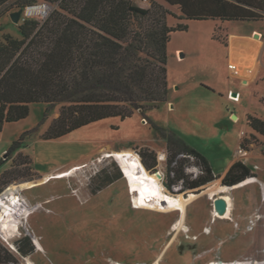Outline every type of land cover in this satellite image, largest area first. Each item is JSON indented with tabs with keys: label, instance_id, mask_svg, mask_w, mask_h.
<instances>
[{
	"label": "rangeland",
	"instance_id": "1",
	"mask_svg": "<svg viewBox=\"0 0 264 264\" xmlns=\"http://www.w3.org/2000/svg\"><path fill=\"white\" fill-rule=\"evenodd\" d=\"M133 1L142 7H149L151 4V0ZM46 3L49 13L53 5ZM17 9L19 8H13L0 17V40H3V36L6 34L21 38L18 25L24 19L35 16V14L26 17L22 15L18 23L13 22L9 17V12ZM170 10L176 15H180L174 9ZM255 11L257 18L246 20L178 19L171 14L166 16L168 25L188 24L187 30L172 32L167 44V76L170 84L168 86L169 91L171 90L170 97L177 104V111H169L173 110V104L167 103V109L163 102L158 108H137L130 117L123 120L117 117L104 118L75 129L63 137L44 139L42 134L48 127L50 120L58 115L60 104L49 107L47 103H32L26 118L3 125L0 130V174L13 166V159L17 152L30 157L31 162H24L15 168L14 176L16 179L2 185L0 192L13 182L40 179L54 169L67 168L72 164L85 165L76 169L68 177L51 179L45 183L25 188L21 192L22 202L28 207V211L20 215L18 223L10 228V234L7 238H3L0 232V239L10 249H12L11 246L14 245L16 239L25 235L30 238L34 245L32 253L21 255L17 250L12 249L17 252L21 263L85 264L87 255L80 250L82 240L78 238L75 230L86 221L106 220L111 223V226L107 225L103 230L108 233L107 235L110 234L115 237L114 240L128 242L133 250L148 246L159 255L163 253L164 260H169L172 264H179V260L182 258L181 249L187 243L186 227L181 224L182 211H170L163 201L162 205H157L158 208L154 206V208L134 210L132 208L134 195L129 191L128 184L123 178L124 173L119 161L113 157H105L95 161L93 155L98 154L101 150L121 148H131L139 154L141 147H148L156 153L157 164L154 168L146 167V169L149 172L160 171L162 176L159 181L163 186L162 189L167 193L179 194L183 198H188L190 194L200 195L203 191L217 185L218 182L223 187L232 186L222 182L227 170L215 169L213 172L216 178L202 186L188 188L178 182L169 189L166 185L167 151L162 150L165 148V140L156 137L148 122L151 119L158 125L183 134L189 144L201 152L203 151L212 160L214 159L215 167L222 168V155L227 149L229 141L211 136V134L208 136L200 135L193 131V127L195 129L202 127L208 132L210 125L198 121L197 118L194 119L191 115L194 107L197 106L195 103L199 102L195 94L190 92L193 86L192 75L199 74L206 78L205 75H202L204 72L203 67H201L205 61H209L215 67H225L231 47L234 46L233 39L236 37L250 35L252 40H258L253 38V30H256L253 21L264 23V12ZM261 33V39H263L264 32L261 31ZM227 41L228 44L225 46ZM177 47H184L182 52H187V58L183 63L176 61L179 57V52H175ZM218 75L219 73L216 72L214 76L209 77L216 80ZM173 82L181 85L177 91L173 90ZM186 90H189L190 93H186ZM206 100V104L211 105L213 114H217L220 110L217 104L219 99L215 97ZM249 115L264 121V98H260L246 115L243 120L245 123L242 122L243 125L239 131L243 150H246L249 155L244 163L252 171V176L243 181L248 179L264 181V164L260 156L261 153L264 154V135L249 126ZM230 117L237 121L232 115ZM242 129L245 131L244 135L240 133ZM227 131L233 133L232 128ZM13 140H20V145L9 150V145ZM159 152L165 154L163 161L159 160ZM181 166L187 181L193 180L199 173L193 158H186ZM108 177H113V180L108 182ZM255 194V217H253L255 224L251 227L250 236L253 234L252 237L257 238L259 236L261 238L262 233H264V185H257ZM201 196H203L201 211L204 216L200 226L206 227L205 230L208 229V234L199 233L197 235L193 257L198 254L202 255L204 264H232L239 258L234 264H242L244 261L241 262L240 256L245 255V253L249 254V252L251 255H255L256 248L254 246L249 248L246 246L248 250L242 247L244 250L241 248L240 251H232L233 248L236 249L243 245L239 235L236 237L235 245L230 246V238L237 232L233 226L234 219L231 217H236L238 222H243L241 213L238 211L236 215L233 207L227 211L224 209L223 213L219 210L215 211L217 206L215 199L212 201L215 208L212 212L210 197L206 194ZM197 217L199 220V215ZM176 225L179 227L178 232H176L178 228ZM169 228H171L170 235H173L171 240L168 239L169 237H165ZM122 230H125L129 236L123 234ZM180 234L183 236L181 240H179ZM177 244L181 246L179 250H176ZM214 244L216 246H213Z\"/></svg>",
	"mask_w": 264,
	"mask_h": 264
},
{
	"label": "trees",
	"instance_id": "2",
	"mask_svg": "<svg viewBox=\"0 0 264 264\" xmlns=\"http://www.w3.org/2000/svg\"><path fill=\"white\" fill-rule=\"evenodd\" d=\"M38 1L53 5L49 13L24 19L18 25L21 38L6 34L0 40V130L5 123L26 118L32 103L60 104L44 139L63 137L104 118L123 120L137 108H158L167 100V44L172 32L188 28L187 23L168 25V14L178 19L246 20L257 18L255 10L264 12V0H169L182 3L184 15L156 1L142 7L133 0H0V17ZM148 123L156 137L165 140L169 189L178 182L195 188L216 178L199 150L174 130L151 119ZM248 124L264 135L263 120L249 115ZM19 145L20 140H13L9 150ZM139 154L145 167L156 166L154 150L141 147ZM186 158H193L199 170L191 181L181 168ZM24 162L30 163V157L17 152L13 166L0 174V190L16 179L15 168ZM250 176V167L238 160L222 182L233 185ZM14 246L21 255L34 251L26 235ZM17 252L0 239V264H23Z\"/></svg>",
	"mask_w": 264,
	"mask_h": 264
},
{
	"label": "bare ground",
	"instance_id": "3",
	"mask_svg": "<svg viewBox=\"0 0 264 264\" xmlns=\"http://www.w3.org/2000/svg\"><path fill=\"white\" fill-rule=\"evenodd\" d=\"M93 157H95V161L105 157H113L119 161L124 173L123 178L128 184L129 191L134 195V199L132 198V208L134 210L149 209L154 208V206L158 208L157 205H162V201L165 200L167 204L165 206L170 211H182L183 216L181 218V224L186 227L187 243L181 249L182 258L179 260V264H204V257L202 255L198 254L193 257V248L196 243L197 235H199V233L208 234V229L205 230L206 227L202 228V226H200L202 225V217L204 216L201 211L203 208V201L201 200L203 197L201 196L202 194H206L210 197L212 212L215 209L212 201L215 199L217 202L215 211L219 210L223 213L224 209L227 211L230 207H233L235 214L238 211L241 213L243 222H238L236 217H231V219H234L233 226L236 228L235 232H237H234L235 235L229 238L231 239L230 246H233V244L235 245L236 237L239 235V237L241 236L243 245L238 246L236 249H232L231 247V249L232 251H240L242 247L246 248V246H248L249 248L250 246H254V248H256L255 255H251L249 252V254L245 253V255H243L244 257L240 256L241 262L244 261L242 264H264V233H262L261 238L259 236L254 238L252 237L253 234L250 236L252 231L251 227L255 224L253 223V217H255L254 207L256 204L255 187L257 185H264V181L248 179L227 187L219 185L218 182L217 185L203 191L200 195L190 194L188 198H183V196L179 194L175 195L165 192L159 181L162 173L157 170L149 172L142 163L140 155L131 148L101 150L98 154L93 155ZM164 158V152H159V160L163 161ZM83 166L85 165L72 164L67 168L54 169L40 179L13 182L0 192V232L3 238L8 237L10 228L18 223L20 215L28 211V207L21 199V192L25 188L45 183L51 179L68 177L76 169L82 168ZM199 196L201 197L199 198ZM198 215L199 220L197 217ZM107 225L111 226V223L106 220H94V222L86 221L75 230L78 234V238L82 240L80 250L87 255L85 264H172L169 260H164L163 253L159 255L148 246H142L133 250L130 248L128 242L118 239L114 240L115 237H112L110 234L107 235L108 233H105L103 230ZM176 227H178V225H176ZM178 230L179 227L176 229V232H178ZM170 232L171 228L166 231L165 237H169L168 239L171 240L173 235H170ZM109 233H112V231H109ZM122 233L127 234L125 230H122ZM182 237V234H180L179 240H181ZM213 246H216V244ZM180 247L181 246L177 244L176 250H179ZM238 259L235 260L234 263H236Z\"/></svg>",
	"mask_w": 264,
	"mask_h": 264
},
{
	"label": "crops",
	"instance_id": "4",
	"mask_svg": "<svg viewBox=\"0 0 264 264\" xmlns=\"http://www.w3.org/2000/svg\"><path fill=\"white\" fill-rule=\"evenodd\" d=\"M151 1H156L168 9H174L179 12L180 15H184L183 5L180 2H170L169 0ZM196 6L199 9H202L200 4L196 3ZM253 22H255L254 28L256 29L253 30V38L258 40H252L249 37L250 35L236 37L233 39L234 46L231 47V52L227 57V65L225 67H215L214 64L205 61L201 67H203L204 72L202 75H205L206 78H203L199 74L192 75L193 86L191 87L190 92L195 94L200 103H195L197 106L194 107L191 115L194 119L197 118L198 121L210 125L208 132L202 127H197L196 129L193 127V131L200 135L205 134L208 136L211 134V136L224 138L229 141L226 147L227 149L224 150L222 155V168L215 167L216 165H214L213 162L214 159L212 160L207 154L199 150L208 159L212 170H228L233 162L238 160L245 162V159L249 158L247 151L240 147L239 131L243 125L242 122L245 123L243 120L246 115L251 111L254 105L258 103L260 98H264V38L261 39V31L264 32V23L262 21ZM228 41L225 46H227ZM182 50L184 51V47H177L175 49V52H179L180 54L176 59L179 63H183L187 58V52H182ZM216 72L219 73L218 79H211L209 76H214V73ZM172 87L174 91H177L181 85L173 82ZM186 91V93L189 92V90ZM233 92H235L236 95H232ZM170 93L171 90L169 91L167 101L164 102V104H166L167 108V103L171 102L173 104V110L169 111H177V104L174 99L170 97ZM229 94L236 98L231 99ZM215 97L219 99V101L217 100V104L219 105L220 110L214 115L211 105L206 104L205 100L213 99ZM231 115L234 119L236 118L237 121L231 119ZM187 116H189V114H187ZM231 128L233 129V133L227 131ZM176 133L186 142L188 141L183 134L178 131H176ZM162 150L166 151V147L162 148ZM260 156L262 163L264 164V154L261 153Z\"/></svg>",
	"mask_w": 264,
	"mask_h": 264
},
{
	"label": "built area",
	"instance_id": "5",
	"mask_svg": "<svg viewBox=\"0 0 264 264\" xmlns=\"http://www.w3.org/2000/svg\"><path fill=\"white\" fill-rule=\"evenodd\" d=\"M48 4L44 1H38L32 5L26 6L24 8H22V15L23 16H32L33 14H35V16H41V17H45L48 14ZM229 97L231 99H235V96H232L229 94ZM241 135L245 134L244 129L241 130Z\"/></svg>",
	"mask_w": 264,
	"mask_h": 264
},
{
	"label": "water",
	"instance_id": "6",
	"mask_svg": "<svg viewBox=\"0 0 264 264\" xmlns=\"http://www.w3.org/2000/svg\"><path fill=\"white\" fill-rule=\"evenodd\" d=\"M21 16H22V9H17V10H13V11L9 12V17L11 18V20L13 22L18 23ZM232 95H236V93L233 92ZM143 120L145 121V119H143ZM163 202H166V201L163 200ZM11 248L16 251V248L14 247V245H12Z\"/></svg>",
	"mask_w": 264,
	"mask_h": 264
}]
</instances>
